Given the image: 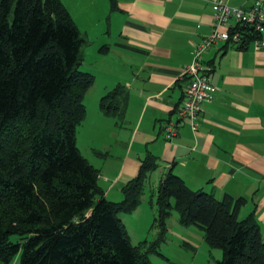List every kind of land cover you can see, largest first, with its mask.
I'll return each instance as SVG.
<instances>
[{
  "label": "trees",
  "instance_id": "trees-1",
  "mask_svg": "<svg viewBox=\"0 0 264 264\" xmlns=\"http://www.w3.org/2000/svg\"><path fill=\"white\" fill-rule=\"evenodd\" d=\"M239 46L259 34L237 24ZM86 39L62 0H0V264H152L173 209L182 224L204 229L223 250L214 264H264V232L252 210L239 218L244 196L193 189L173 171L150 193L156 239L133 244L121 212L142 201L159 166L148 152L137 175L112 200L99 168L82 153L77 128L95 75L82 68ZM123 88L100 98L105 113L121 117ZM12 235H18L16 239Z\"/></svg>",
  "mask_w": 264,
  "mask_h": 264
},
{
  "label": "crops",
  "instance_id": "crops-1",
  "mask_svg": "<svg viewBox=\"0 0 264 264\" xmlns=\"http://www.w3.org/2000/svg\"><path fill=\"white\" fill-rule=\"evenodd\" d=\"M62 1L86 39L82 65L95 75L77 143L99 168L105 195L122 199L123 185L153 152L159 166L148 176L151 192L171 170L193 189L244 196L238 217L254 210L264 232V44L212 45L204 58L215 97L203 104L195 125L182 121L167 138L165 122L177 120L188 83L185 65L212 29L214 0ZM117 85L124 94L121 117L100 107L101 96Z\"/></svg>",
  "mask_w": 264,
  "mask_h": 264
},
{
  "label": "built area",
  "instance_id": "built-area-1",
  "mask_svg": "<svg viewBox=\"0 0 264 264\" xmlns=\"http://www.w3.org/2000/svg\"><path fill=\"white\" fill-rule=\"evenodd\" d=\"M214 22L210 33L195 44L192 60L185 65L184 73L188 77L184 98L178 107L177 120L165 122V136L176 134L177 125L189 121L195 125V118L205 102L215 97L217 86L211 81L210 66L204 54L218 41L238 44L242 34L234 29L237 24H248L259 34L255 45L264 44V0H252L248 6L230 5L226 0H214Z\"/></svg>",
  "mask_w": 264,
  "mask_h": 264
},
{
  "label": "rangeland",
  "instance_id": "rangeland-1",
  "mask_svg": "<svg viewBox=\"0 0 264 264\" xmlns=\"http://www.w3.org/2000/svg\"><path fill=\"white\" fill-rule=\"evenodd\" d=\"M85 69V66L82 65ZM93 160V157L86 154ZM150 187L145 188L143 195V207H137L130 211L131 214L121 212V216L130 240L133 244H140L145 240V246L157 238L159 226L154 224V216L157 213L156 205L150 199ZM167 229L164 239L160 242L159 253L149 252L152 264H214L222 257L223 250L207 243L204 237V229L195 223L182 224L179 214L173 209L167 217ZM18 235H12L16 239ZM20 254H17L11 264H19Z\"/></svg>",
  "mask_w": 264,
  "mask_h": 264
}]
</instances>
